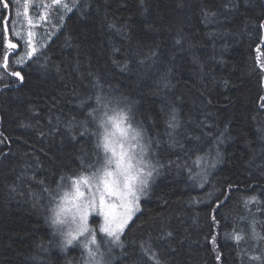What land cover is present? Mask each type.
I'll list each match as a JSON object with an SVG mask.
<instances>
[{"label":"trees","instance_id":"16d2710c","mask_svg":"<svg viewBox=\"0 0 264 264\" xmlns=\"http://www.w3.org/2000/svg\"><path fill=\"white\" fill-rule=\"evenodd\" d=\"M80 3L83 14L74 8L59 21L61 27L54 21L36 30L39 60L33 56L17 64L26 50L23 41L10 34L15 50L0 41V61L7 53L9 70L25 77L21 82L5 73L0 79V264L81 263V247L62 252L55 246L61 238L53 235L46 217L62 195L60 176L75 178L85 152L87 162L97 161L92 155L97 137H79L78 125L68 131L73 117L84 118L80 101L100 91L94 87L96 77L101 95L111 100L98 107L109 114L131 107L134 123H142L148 137L167 140L171 103L183 125L177 135L183 149L165 143L158 150L168 167L122 237L129 255L115 264H139L144 241L165 264H264V239L254 238L251 227L255 222L257 236H264V211L258 210L264 209V109L258 101L264 96V73L256 61L257 55L264 59V30L258 28L264 0H145L143 7L140 0ZM205 10L216 13L212 23L204 22ZM15 11L14 2L11 15ZM110 23L124 28V34L110 29ZM178 35L180 46L175 45ZM124 63L128 68L121 71ZM169 69L174 87L162 89L158 82ZM90 103L97 106L95 99ZM221 133L224 143L216 145L221 160L213 168V156L205 153L212 149L214 155ZM197 156L204 157L198 165ZM195 173H206L203 187L192 178ZM229 191L230 198L213 213L216 197ZM253 195L260 203L246 206ZM92 226L97 227L93 221ZM234 231L243 236L239 245L225 237ZM114 254L119 257L120 249Z\"/></svg>","mask_w":264,"mask_h":264},{"label":"snow or ice","instance_id":"6c2138e0","mask_svg":"<svg viewBox=\"0 0 264 264\" xmlns=\"http://www.w3.org/2000/svg\"><path fill=\"white\" fill-rule=\"evenodd\" d=\"M15 2L16 17L24 16L28 29L25 35L19 31L14 30V23L12 21L11 8ZM145 0H140V5L143 7ZM30 0H23L21 13V0H0V41L7 49L15 50L17 43H13L9 38L10 34L23 41L25 45L24 56H21L15 62L22 64L25 58L32 59L37 55V43L34 41L37 36L36 29L43 28L46 24L54 23V26L59 28L61 25L59 21L65 18V14L73 12L76 8L81 14L84 13V6L81 5L80 0H72L69 4L68 0H34L32 2V9L35 16L30 15L29 11ZM86 5V0H85ZM238 7V4L234 5ZM146 10V9H145ZM204 22L212 23L211 17L216 16L215 12L205 10L203 12ZM12 24V27H10ZM110 29L116 30L120 34H124V28L118 27L114 23L108 25ZM258 28L264 30V22L259 23ZM264 43V37L261 38ZM183 40L178 35L175 39V45H182ZM40 47H44L41 43ZM119 51V49H114ZM256 52L261 53L259 47ZM43 55V53H41ZM157 55L156 50H152L151 56ZM151 58V57H149ZM174 58V57H173ZM256 61L262 73H264V59L261 55H257ZM36 61L34 60L33 63ZM143 63L144 61H140ZM194 62H197L194 60ZM121 71L128 68V64L119 65ZM0 68L4 72L0 73V79L4 78V74L17 77L21 82L25 77L21 71L9 70V56L7 53L3 55L0 61ZM171 74V69L161 76L158 86L162 89L174 87L171 85L168 77ZM227 83V82H225ZM94 87L99 89L95 94L86 96L77 105L83 110V119L73 120L69 122L68 131L71 132L73 127L79 126V137L88 138L96 136L95 151L92 155L96 156L95 164L89 163L85 160L87 152L80 157L81 168L75 174V178L69 177L66 174L60 176L61 183L57 184V190L62 193L59 203L55 208H51L52 215L46 217V222L50 221V226L55 229L54 236H59L61 239L55 245L59 247L62 252H66L68 248L79 246L82 248L83 264H115L119 258L129 255L126 243L122 237L126 236V229L130 230V224L133 222V217L140 211L141 198L146 197L149 191L156 183V178L163 174L162 169L168 165L162 163L159 159L158 150L161 146L167 143L168 147L175 149L177 147L183 149V144L177 139L178 130L183 127L180 122V116L176 103H171L166 112L167 119L166 126L171 131L165 133L166 141L159 138L153 139L147 136V130L142 123L133 126L132 119L134 115L132 108L128 107V111L123 110L116 112L111 110L113 114L108 111H103L100 105L107 107V103H111L108 94L101 95L103 92V85L100 83V78H95ZM95 99L94 106L90 101ZM115 99V98H112ZM259 107L264 109V96L258 98ZM103 129V132L90 131L93 128ZM3 134L0 133V136ZM73 140H77L76 135L72 136ZM196 137V140H199ZM2 143V141H0ZM224 143V135L221 133L214 141L213 147ZM101 150L103 155L101 156ZM138 150V151H137ZM222 153L216 147L213 155L212 149H209L205 156H213L211 167H215L221 160ZM149 156L155 159L152 163ZM204 157L197 156L194 164L198 165ZM191 175V171H190ZM194 180L198 178L200 187L206 183V173H195L192 176ZM67 183H64L65 180ZM229 189L232 185L228 186ZM47 190V189H45ZM211 195V194H209ZM231 192H222L221 196L216 197L214 203L216 207L211 209L213 213L217 211L229 198ZM260 203L256 195L245 199L244 203L247 206L249 203ZM264 211V209H258ZM92 217L94 225L98 227H90L89 218ZM97 217L102 218V223ZM212 224L218 225L219 221L215 215H212ZM253 237L264 239V236H257L255 232V222H251ZM172 233H168L171 236ZM227 239H233L238 245L243 236L237 232L231 234L225 233ZM135 244V242H133ZM211 243L213 244V251L216 249V236H211ZM114 249H120L119 257L114 254ZM48 251V249H44ZM139 255L141 257L139 264H144V260L151 262V264H165L160 258L159 253L153 248V245L144 241L139 245ZM259 260V257H253ZM220 260L219 254L216 256Z\"/></svg>","mask_w":264,"mask_h":264},{"label":"rangeland","instance_id":"374dc122","mask_svg":"<svg viewBox=\"0 0 264 264\" xmlns=\"http://www.w3.org/2000/svg\"><path fill=\"white\" fill-rule=\"evenodd\" d=\"M23 12V9L21 10V13ZM35 15V13L33 12V16ZM12 21L14 23V30L15 31H19L21 33H23L25 31V38H26V32H27V29H28V26H27V23L25 21V18L23 15H21L20 17H16L15 15H12ZM39 29V28H38ZM36 29V30H38ZM17 38V37H16ZM34 41H40V36L37 34V36L34 38ZM38 44V43H37ZM38 46V45H37ZM130 116L132 115L131 113L129 114ZM132 123H133V126H136V124L134 123V120L132 119ZM138 151V150H137ZM146 159H150L152 163H155V159L151 158V156H149L148 158ZM145 197H142L141 198V201L144 199ZM59 200H60V197L58 198L57 203H59ZM138 213V212H137ZM136 213V214H137ZM135 217V216H134ZM133 217V218H134ZM97 219L100 220V222L102 223V218H99L97 217ZM89 225L90 227H94L92 226V217L89 218ZM98 227V226H97ZM80 264H83V260L81 261Z\"/></svg>","mask_w":264,"mask_h":264}]
</instances>
